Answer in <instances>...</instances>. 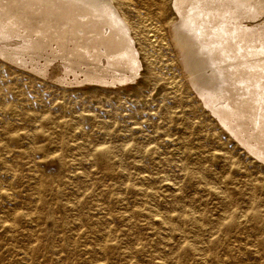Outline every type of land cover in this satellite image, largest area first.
Masks as SVG:
<instances>
[{
	"label": "rangeland",
	"instance_id": "rangeland-1",
	"mask_svg": "<svg viewBox=\"0 0 264 264\" xmlns=\"http://www.w3.org/2000/svg\"><path fill=\"white\" fill-rule=\"evenodd\" d=\"M124 2L144 63L125 83L50 77L0 42V264H264V159L202 95L226 81L193 32L176 47L173 0Z\"/></svg>",
	"mask_w": 264,
	"mask_h": 264
},
{
	"label": "bare ground",
	"instance_id": "bare-ground-1",
	"mask_svg": "<svg viewBox=\"0 0 264 264\" xmlns=\"http://www.w3.org/2000/svg\"><path fill=\"white\" fill-rule=\"evenodd\" d=\"M173 4L182 22L173 28L176 47L182 53L193 50L195 36L201 41L197 46L194 37L196 50L208 54L226 81L225 88L202 95L223 124L264 159V0H173ZM248 12L255 20L242 23L239 18ZM141 22L138 32L150 40V34L155 37L150 44L163 38L152 18ZM129 25L124 0H0V42L10 45L6 48L15 61L36 65L50 77L73 74L80 79L84 74L83 80L101 84L133 79L144 65L143 49ZM187 29L195 35L190 38ZM3 90L0 86V101L12 111L15 107Z\"/></svg>",
	"mask_w": 264,
	"mask_h": 264
}]
</instances>
